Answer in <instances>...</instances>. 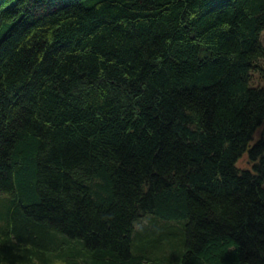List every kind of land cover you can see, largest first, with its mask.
Wrapping results in <instances>:
<instances>
[{
  "label": "trees",
  "instance_id": "1",
  "mask_svg": "<svg viewBox=\"0 0 264 264\" xmlns=\"http://www.w3.org/2000/svg\"><path fill=\"white\" fill-rule=\"evenodd\" d=\"M263 32L264 0H0V264H264Z\"/></svg>",
  "mask_w": 264,
  "mask_h": 264
},
{
  "label": "rangeland",
  "instance_id": "2",
  "mask_svg": "<svg viewBox=\"0 0 264 264\" xmlns=\"http://www.w3.org/2000/svg\"><path fill=\"white\" fill-rule=\"evenodd\" d=\"M261 41L262 43L264 44V32L262 33L261 35ZM264 138V125L257 131V133L255 134L254 136V140L252 142V144L256 143L258 140ZM239 166L240 168L242 169H252V165L249 163V160H248V156H244V158H242L239 162ZM143 222H147V220L143 221ZM174 224L178 225V222H174ZM59 241V239H58ZM153 257L155 259H159L161 257V255L159 254H153ZM152 257V258H153ZM166 264V263H164Z\"/></svg>",
  "mask_w": 264,
  "mask_h": 264
},
{
  "label": "bare ground",
  "instance_id": "3",
  "mask_svg": "<svg viewBox=\"0 0 264 264\" xmlns=\"http://www.w3.org/2000/svg\"><path fill=\"white\" fill-rule=\"evenodd\" d=\"M140 224V223H139ZM146 231V230H145ZM61 238V237H60ZM64 241V240H63ZM149 242V241H148ZM73 244H75V243H73ZM79 244V243H78ZM58 247V246H57ZM73 247V246H72ZM75 247V246H74ZM81 247V246H80ZM182 248V247H181ZM80 250V249H79ZM58 251V250H57ZM67 251V250H66ZM81 251V250H80ZM172 251V250H171ZM48 253V252H47ZM60 253V252H59ZM79 253V252H78ZM139 253V252H138ZM168 253V252H167ZM171 253V252H170ZM64 254V253H63ZM90 254V253H89ZM88 254V255H89ZM35 255V254H34ZM43 255V254H42ZM46 255V254H45ZM44 255V256H45ZM80 255V254H79ZM171 255V254H170ZM43 256V257H44ZM37 257H39V256H37ZM47 259V258H46ZM44 260V259H43ZM43 260H41V261H43ZM152 260V259H151ZM159 260V259H158ZM48 261H50V260H48ZM169 261V260H168ZM29 262V261H28ZM31 262H32V259H31ZM56 262V261H55ZM171 262V261H170ZM1 263V262H0ZM45 263V262H44ZM48 264H50V262H47ZM52 263H54V262H52ZM58 263H60L61 264V262H58ZM56 264V263H55ZM65 264V263H64ZM168 264V263H167Z\"/></svg>",
  "mask_w": 264,
  "mask_h": 264
}]
</instances>
